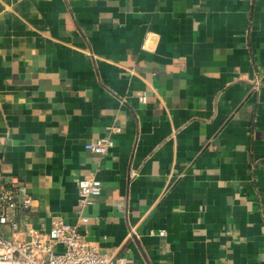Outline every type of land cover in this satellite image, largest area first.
I'll use <instances>...</instances> for the list:
<instances>
[{
    "label": "crops",
    "instance_id": "crops-1",
    "mask_svg": "<svg viewBox=\"0 0 264 264\" xmlns=\"http://www.w3.org/2000/svg\"><path fill=\"white\" fill-rule=\"evenodd\" d=\"M86 176L79 230L115 263L264 264V0H0V180L38 201L19 224L75 226Z\"/></svg>",
    "mask_w": 264,
    "mask_h": 264
},
{
    "label": "built area",
    "instance_id": "built-area-1",
    "mask_svg": "<svg viewBox=\"0 0 264 264\" xmlns=\"http://www.w3.org/2000/svg\"><path fill=\"white\" fill-rule=\"evenodd\" d=\"M260 82H257V84ZM144 97L140 98L143 104ZM114 129V133H119ZM114 147L110 139L88 141L84 150L105 157ZM79 196L75 226L63 218L54 217L48 231L36 229L30 222L19 224V216L38 208V201L28 186L17 178L8 182L0 180V264H131L115 263L113 256L99 251L96 242H91L79 227L88 224L82 209L94 207L103 191L102 183L94 176L81 178L76 184ZM6 232V234L4 233ZM164 232H160L163 236Z\"/></svg>",
    "mask_w": 264,
    "mask_h": 264
}]
</instances>
